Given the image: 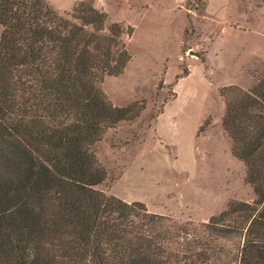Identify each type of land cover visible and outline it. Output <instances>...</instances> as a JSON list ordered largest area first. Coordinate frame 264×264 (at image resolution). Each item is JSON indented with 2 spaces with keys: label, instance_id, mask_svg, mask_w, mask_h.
I'll use <instances>...</instances> for the list:
<instances>
[{
  "label": "trees",
  "instance_id": "obj_1",
  "mask_svg": "<svg viewBox=\"0 0 264 264\" xmlns=\"http://www.w3.org/2000/svg\"><path fill=\"white\" fill-rule=\"evenodd\" d=\"M79 8L81 25L43 0H0V264H166L165 219L94 189L105 173L91 147L128 111L100 84L111 61L117 73L128 61L130 34L112 24L102 35L105 15ZM220 96L257 198L220 215L235 216L222 234L242 237L240 264H264V76Z\"/></svg>",
  "mask_w": 264,
  "mask_h": 264
},
{
  "label": "rangeland",
  "instance_id": "obj_2",
  "mask_svg": "<svg viewBox=\"0 0 264 264\" xmlns=\"http://www.w3.org/2000/svg\"><path fill=\"white\" fill-rule=\"evenodd\" d=\"M43 1L77 25L79 6H91L106 17L102 35L112 24L130 34L128 61L118 73L111 61L100 84L128 111L91 147L105 173L94 189L165 219L166 264H240L242 237L222 234L235 216L219 218L257 198L223 129L220 91L264 76V0Z\"/></svg>",
  "mask_w": 264,
  "mask_h": 264
}]
</instances>
